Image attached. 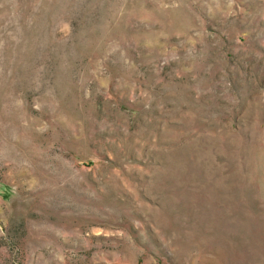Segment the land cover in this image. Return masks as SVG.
Returning <instances> with one entry per match:
<instances>
[{
    "label": "rangeland",
    "instance_id": "obj_1",
    "mask_svg": "<svg viewBox=\"0 0 264 264\" xmlns=\"http://www.w3.org/2000/svg\"><path fill=\"white\" fill-rule=\"evenodd\" d=\"M0 264H264V0H0Z\"/></svg>",
    "mask_w": 264,
    "mask_h": 264
}]
</instances>
